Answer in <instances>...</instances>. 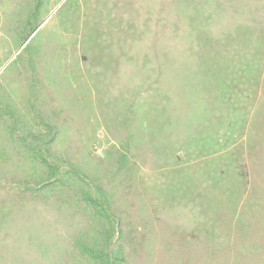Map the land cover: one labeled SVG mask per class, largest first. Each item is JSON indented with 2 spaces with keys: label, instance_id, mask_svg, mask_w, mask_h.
<instances>
[{
  "label": "rangeland",
  "instance_id": "1",
  "mask_svg": "<svg viewBox=\"0 0 264 264\" xmlns=\"http://www.w3.org/2000/svg\"><path fill=\"white\" fill-rule=\"evenodd\" d=\"M0 264H264V0H0Z\"/></svg>",
  "mask_w": 264,
  "mask_h": 264
}]
</instances>
